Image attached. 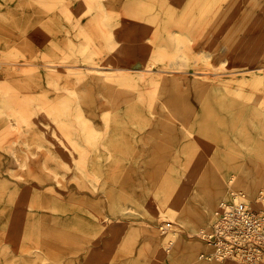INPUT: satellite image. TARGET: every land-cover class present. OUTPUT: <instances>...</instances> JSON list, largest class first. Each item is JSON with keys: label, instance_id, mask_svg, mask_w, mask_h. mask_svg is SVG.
Returning a JSON list of instances; mask_svg holds the SVG:
<instances>
[{"label": "rangeland", "instance_id": "rangeland-1", "mask_svg": "<svg viewBox=\"0 0 264 264\" xmlns=\"http://www.w3.org/2000/svg\"><path fill=\"white\" fill-rule=\"evenodd\" d=\"M0 15V264H190L189 244L194 264H237L201 257L219 204L207 224L159 212L216 174L223 201L264 211V0Z\"/></svg>", "mask_w": 264, "mask_h": 264}, {"label": "built area", "instance_id": "built-area-1", "mask_svg": "<svg viewBox=\"0 0 264 264\" xmlns=\"http://www.w3.org/2000/svg\"><path fill=\"white\" fill-rule=\"evenodd\" d=\"M171 228V222L160 226L164 233ZM202 237L212 248L202 252V258L255 264L258 258L264 257V211L253 208L244 200H226Z\"/></svg>", "mask_w": 264, "mask_h": 264}, {"label": "bare ground", "instance_id": "bare-ground-1", "mask_svg": "<svg viewBox=\"0 0 264 264\" xmlns=\"http://www.w3.org/2000/svg\"><path fill=\"white\" fill-rule=\"evenodd\" d=\"M4 14L7 15V13H4ZM52 67H54V66L52 65ZM55 67H57V66H55ZM260 68H262V67H260ZM116 69L122 70L123 68L117 67ZM61 131H59V135L63 136V138L66 141L67 137L64 135L62 129H61ZM200 165L198 164L195 166V169H194L193 174H192L194 177V180L197 179L196 177H197L199 172H200V174L202 173L201 171H199ZM202 178H203V176H202ZM182 188H183V190H182L180 197L175 200V202L173 203L172 206L169 207V212L166 213L163 210H160L159 215L161 218H165L167 216H169L170 218H172V217L174 218L175 216H178V215L182 218H186V217L191 216L195 212V210H197L196 214H198L197 216H198V218H200V222H198V223L207 224L208 223V216H210V214H212V211L216 207V204H219V206H220L223 202H226V200L225 201H223L224 199L222 200V198H224L223 197L224 186H223L222 181L219 180V177L217 174L213 177V180L211 181L210 184H206L204 187H199L197 193H195V195H194V201H191L190 200L191 198L189 197L190 185L188 183L187 184L185 183V184H183ZM234 196H235L234 197L235 200L240 201L238 194H234ZM198 201L201 202V203H198L199 206L197 205ZM197 226H199V225H197ZM171 230H172V228L169 231H171ZM151 235L155 240L156 231H153ZM171 244H173V241H171ZM197 249H198V245H196V244H189L187 249H186V256L188 258L187 260H189L190 264H194L193 262L196 260V252L198 251ZM206 261H212V260H206ZM263 263H264V257L258 258V260L256 261V264H263Z\"/></svg>", "mask_w": 264, "mask_h": 264}]
</instances>
